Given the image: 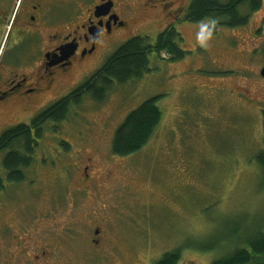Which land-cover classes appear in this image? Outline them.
I'll use <instances>...</instances> for the list:
<instances>
[{
  "label": "rangeland",
  "instance_id": "rangeland-1",
  "mask_svg": "<svg viewBox=\"0 0 264 264\" xmlns=\"http://www.w3.org/2000/svg\"><path fill=\"white\" fill-rule=\"evenodd\" d=\"M239 10L245 13L246 7ZM225 21L179 20L184 56L169 61L166 51L151 52L148 71L114 83L101 101L85 96L57 123L58 134L49 122L43 125L29 181L14 182L0 201L39 228L72 225L58 239L63 260L155 264L164 251L180 247L177 264H210L217 251L224 252L220 246L263 228L264 181L254 156L263 131L264 0L246 24ZM163 24L156 20L144 31L114 39L89 71L81 76L77 68L68 81L81 83L133 35L153 42ZM153 95H159L161 118L152 136L136 153L114 154V130ZM26 114L12 112L4 120ZM57 137L69 144L66 151L55 144ZM86 157L99 182H92L97 184L88 194H72L69 164L73 169L79 164L74 179L79 182ZM46 211L53 215L42 218ZM97 221L102 231L95 244L90 239ZM198 242H212L213 248L203 251Z\"/></svg>",
  "mask_w": 264,
  "mask_h": 264
},
{
  "label": "flooded vegetation",
  "instance_id": "flooded-vegetation-1",
  "mask_svg": "<svg viewBox=\"0 0 264 264\" xmlns=\"http://www.w3.org/2000/svg\"><path fill=\"white\" fill-rule=\"evenodd\" d=\"M190 1L0 0V138L7 130L25 124L24 130L34 140L30 144L33 151L30 153L27 148L24 135L13 138L9 145L29 161L45 132L44 124L32 122L38 113L77 86L78 78L68 81L75 69L80 68L83 76L114 39L144 31L145 26L156 20L164 22L158 34L171 25L182 39L176 23L188 20ZM24 111L28 114L4 120L9 113ZM49 123L55 130L53 134H58L57 125ZM60 139L57 137L55 144ZM8 151V147L0 146V193L7 196L14 182L29 181L27 172L36 165L34 160L19 162L16 166L19 176L15 178V168H11L6 157ZM84 160L79 182L74 181L78 180L75 172L79 164L75 169L69 164L72 174L67 186L74 187L69 188L72 194H88L97 184L94 186L92 182H99L89 157ZM59 170L55 171L57 175ZM41 214L42 218L53 215L48 211ZM100 222L94 224L90 239L95 244L100 241ZM40 231L44 234L40 235ZM71 231L72 225H62L56 231L39 228L24 213L17 216L13 204L0 201V264H77L72 258L63 260L60 252L58 239Z\"/></svg>",
  "mask_w": 264,
  "mask_h": 264
},
{
  "label": "trees",
  "instance_id": "trees-1",
  "mask_svg": "<svg viewBox=\"0 0 264 264\" xmlns=\"http://www.w3.org/2000/svg\"><path fill=\"white\" fill-rule=\"evenodd\" d=\"M261 3L262 0H191L187 7L186 18L196 21L224 17L225 23L229 26L241 25L248 22L250 13L257 10ZM241 6L246 7L245 13L240 12ZM180 40L171 25L164 28L153 42H150L147 35H134L127 38L71 92L38 113L32 123L43 125L51 121L59 125L60 121L68 117L72 107L81 103L85 96L91 97L94 101H101L114 83L122 84L130 79L139 78L148 71L151 52L160 54L161 51H166L169 54L166 59L169 61L184 56L185 49L179 44ZM158 99L159 95L150 96L125 115L112 136L111 150L114 154L123 156L136 153L146 144L161 118V110L157 105ZM24 125L19 124L16 128L7 130L0 138V146L9 148L6 157L11 168H15V178L19 176L16 170L19 162L29 163L30 161L31 163L34 160L31 156L29 161H26L25 157L19 155V152L9 145L13 138L24 135L26 146L30 148L34 140L24 130ZM262 130V145L254 157L261 167L264 181V109L262 110ZM59 145L64 151L69 148V144L63 139L59 140ZM29 151L31 153L32 148ZM198 247L208 251L213 248V245L212 242H198ZM219 249L224 252L219 254L220 251H217L216 257L211 259L210 264H264V225L262 229L245 239L231 242L230 245H222ZM180 250V247H172L164 251L156 259L155 264H177Z\"/></svg>",
  "mask_w": 264,
  "mask_h": 264
},
{
  "label": "water",
  "instance_id": "water-1",
  "mask_svg": "<svg viewBox=\"0 0 264 264\" xmlns=\"http://www.w3.org/2000/svg\"><path fill=\"white\" fill-rule=\"evenodd\" d=\"M259 74L264 77V43H263V63L260 67Z\"/></svg>",
  "mask_w": 264,
  "mask_h": 264
}]
</instances>
